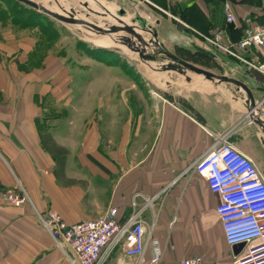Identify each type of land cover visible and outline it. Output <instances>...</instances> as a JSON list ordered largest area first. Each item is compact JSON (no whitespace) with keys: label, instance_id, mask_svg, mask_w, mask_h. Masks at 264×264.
I'll use <instances>...</instances> for the list:
<instances>
[{"label":"crops","instance_id":"obj_1","mask_svg":"<svg viewBox=\"0 0 264 264\" xmlns=\"http://www.w3.org/2000/svg\"><path fill=\"white\" fill-rule=\"evenodd\" d=\"M223 1L113 3L126 23L145 20L179 60L238 83L152 66L146 76L139 72L147 78L145 95L138 71L118 64L100 67L98 80L83 86L77 100L74 69L42 47L38 26L13 23L10 6L0 0V264H71L69 248L42 226L38 213L55 210L73 223L110 206L127 216L135 203L146 205L142 217L151 225L154 211L152 219L144 212L159 200L153 236L164 248L160 264L195 254L202 264H234L216 217L219 198L193 164L225 139L264 174V74L253 66V54L237 58L203 38L221 31L223 43L237 41L245 18L264 24V0H229L236 24L225 22ZM17 188L29 203L6 200V191ZM119 249L106 264L132 263Z\"/></svg>","mask_w":264,"mask_h":264},{"label":"built area","instance_id":"obj_2","mask_svg":"<svg viewBox=\"0 0 264 264\" xmlns=\"http://www.w3.org/2000/svg\"><path fill=\"white\" fill-rule=\"evenodd\" d=\"M139 1L153 5V0ZM222 11L226 23H237L229 0L223 1ZM244 23L248 26L235 42L223 43L221 31L204 38L237 58H242L241 53L253 54V66L264 74V24L250 17ZM193 169L219 198L215 212L226 242L231 246L244 243L234 255V264H264V174L256 162L222 139L193 164ZM5 198L14 206L30 202L22 188L6 191ZM145 208L146 205L137 207L133 203V210L121 217L118 208L110 206L101 215L73 223H68L59 212L48 210L38 213V219L60 246L69 248L71 264H103L115 248H121L131 264H160L164 248L153 236L154 223L148 225L142 217ZM174 223L172 218L169 227ZM170 249L174 246L170 245ZM202 262V256L195 254L178 259L176 264Z\"/></svg>","mask_w":264,"mask_h":264},{"label":"rangeland","instance_id":"obj_3","mask_svg":"<svg viewBox=\"0 0 264 264\" xmlns=\"http://www.w3.org/2000/svg\"><path fill=\"white\" fill-rule=\"evenodd\" d=\"M8 6L14 7L11 9V15L14 16L13 23H21L27 19V11L31 8L25 6L24 4L15 1V0H5ZM43 3L44 5L57 10H66L70 12L73 16L75 14H80L77 16L80 19H83L87 22L93 23L102 28H107L109 26H120V18L122 19V14L120 11L115 10L113 0H36ZM25 8V10H24ZM36 15L33 16V22L35 21L37 25L32 23L28 27L38 26L36 34L42 40V47L44 49H53L65 61L74 69L76 75V84L80 87L78 93H76L77 100H80L84 95L83 86H88L90 83L97 81L99 78V68H114V66L120 64L116 68H122L124 70H136L137 74L140 76L138 78V85L141 91L146 95V72L147 69L156 68V71H163L168 66H171L168 61L163 60L159 57L155 59L145 58L141 59L138 52L131 50L124 43V46L121 45H102L97 42L103 36L98 34H93L86 31L83 27L74 24L62 23L53 17L42 13L40 11H35ZM32 14V13H31ZM38 14V15H37ZM32 16V15H31ZM123 20V19H122ZM134 23V24H133ZM128 24L136 28L146 40L153 38L154 31L148 30L147 23L143 24L139 19H135ZM20 24V26H22ZM122 32L125 36H131L127 31H118L117 35H122ZM112 36L115 35H106ZM212 35H208L211 38ZM204 42L213 49H218L213 43L205 38ZM135 45V44H134ZM151 44H146L142 52H147L149 54H157L156 49ZM146 50V51H145ZM154 50V51H153ZM220 50V49H219ZM162 52L165 51L161 49ZM145 76L141 77V73ZM162 76V75H161ZM161 76L156 74V80L161 79ZM82 90V91H81ZM161 91V90H160ZM97 100V94L96 99ZM140 101L142 99H139ZM94 102V101H92ZM161 200L157 203L148 204L147 209L145 210V215L151 216L154 211V217L151 221V224L154 223L155 218L158 217V209L161 205ZM217 221L221 226V222L218 219L216 214ZM210 229V228H209ZM121 250V248L119 249ZM109 261V260H108ZM108 261L104 262L106 264Z\"/></svg>","mask_w":264,"mask_h":264},{"label":"water","instance_id":"obj_4","mask_svg":"<svg viewBox=\"0 0 264 264\" xmlns=\"http://www.w3.org/2000/svg\"><path fill=\"white\" fill-rule=\"evenodd\" d=\"M15 1H18L35 11H40L42 13H45L62 23L74 24V25L83 27L86 31L93 33V34L104 36L106 34H112L118 31H123V30L127 31L131 34V36L129 37L125 36L122 32V35H117V38L119 39L121 43H124L131 50L137 51L141 59H145V58L155 59L159 57L163 60L168 61L170 64H172L171 66H168V68L173 69V70H180V69L193 70V71L202 73L206 79L211 80L216 83H222V82L238 83L236 80L230 79L229 76L209 72L207 70L198 68L196 66L190 65L188 63H185L179 60L173 53L167 50L164 47V45L157 39V35L155 31L151 27H148V30L154 31L153 38L146 40L139 32H137L134 29V27L130 26L128 23H126L121 18L119 19L121 22L120 26L113 25L107 28H102L93 23L87 22L83 19L73 16L70 12L66 10L57 11L36 0H15ZM120 13L122 14V12ZM139 20L143 24H145V20H142V19H139ZM132 44H135V45L132 46ZM146 44H151L154 47V49H156V51H159V52L153 55L147 52H142ZM161 49L165 51V54L164 52L161 51ZM243 246H244V243H238V244L232 245L233 254L236 255L243 248Z\"/></svg>","mask_w":264,"mask_h":264},{"label":"bare ground","instance_id":"obj_5","mask_svg":"<svg viewBox=\"0 0 264 264\" xmlns=\"http://www.w3.org/2000/svg\"><path fill=\"white\" fill-rule=\"evenodd\" d=\"M80 16V14H75V16ZM81 17V16H80ZM136 30V28H134ZM137 31V30H136ZM117 32H114L112 34H114L116 38H113L112 36H106V35H112V34H106L104 35L100 40H97L98 43L102 44V45H112V44H116V45H121L124 46L119 39L117 38ZM144 36V35H143ZM132 46H134V44H132ZM154 49V48H153ZM154 51V50H153ZM154 53H152L151 55H153Z\"/></svg>","mask_w":264,"mask_h":264},{"label":"trees","instance_id":"obj_6","mask_svg":"<svg viewBox=\"0 0 264 264\" xmlns=\"http://www.w3.org/2000/svg\"><path fill=\"white\" fill-rule=\"evenodd\" d=\"M12 7H14V4H12V6H10V8H9V10H10V12H11V9H12ZM24 10H25V8H24ZM28 15H27V19L24 21V24L25 25H29L30 23H32V24H35V25H37V23L34 21L33 22V16H35L36 15V12H35V10H33V9H30L29 11H27L26 12ZM32 13V14H31ZM32 15V16H31ZM38 15V14H37ZM56 149H57V151H59V152H62V153H64V151H65V149L63 148V147H61V146H59V147H56ZM64 156H60L59 157V160H61V161H63V158ZM54 158H55V155H54ZM57 158V157H56Z\"/></svg>","mask_w":264,"mask_h":264}]
</instances>
